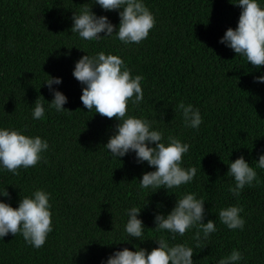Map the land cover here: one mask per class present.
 <instances>
[{
    "label": "trees",
    "instance_id": "trees-1",
    "mask_svg": "<svg viewBox=\"0 0 264 264\" xmlns=\"http://www.w3.org/2000/svg\"><path fill=\"white\" fill-rule=\"evenodd\" d=\"M144 2L155 26L141 43L124 45L114 36L85 41L70 31L74 12L90 8L91 0H0V127L27 126L26 134L49 143L36 166L20 168L18 175L0 171V191L9 192L0 200L18 207L23 196L43 188L51 193L54 225L40 249L20 234L5 236L0 264H102L125 247L150 251L158 246L153 239L166 235L155 229V214L166 215L186 192L206 201L204 222L214 220L217 231L199 247L196 228L170 244L193 247L195 264H217L234 248L243 254L240 264H264V170L257 169L260 182L246 186L238 200L229 191L234 180L226 176L230 160L243 155L255 167L264 151V84L254 82L264 66L258 70L220 43L228 28L237 27L242 9L236 0ZM92 11L119 25L118 11L99 5ZM100 51L119 55L133 75L143 76L144 100L139 108L129 103L128 114L151 121L164 132L165 142L173 136L190 145L182 166L197 167L191 183L169 192L141 190L139 179L155 169L136 163L134 153L110 157L103 145L118 121L88 111L80 99L83 85L72 74L77 60ZM48 75L62 78L53 87L68 97L64 107L70 111L48 108L53 99L43 84ZM41 95L46 112L33 121L32 105ZM181 101L199 108L198 130L184 126L176 107ZM237 203L245 227L230 230L218 212ZM132 205L144 207L145 241L128 242L124 231L125 209Z\"/></svg>",
    "mask_w": 264,
    "mask_h": 264
},
{
    "label": "clouds",
    "instance_id": "clouds-1",
    "mask_svg": "<svg viewBox=\"0 0 264 264\" xmlns=\"http://www.w3.org/2000/svg\"><path fill=\"white\" fill-rule=\"evenodd\" d=\"M235 4L242 9L237 27L228 28L220 43L259 70L264 66V6L260 0H236ZM91 5H99L105 11H118L120 19L117 26L108 16L97 15L92 11V6L82 8L79 13L74 12L70 31L85 41L114 36L124 45L139 44L149 36L156 23L154 14L144 0H91ZM72 74L83 85L80 99L88 111L94 109L96 114L118 121L113 134L103 145L110 157L120 160L134 153L136 163L147 162L149 167L155 169L143 173L142 179H139L141 190L154 189L156 191L153 193H156L163 188L169 192L193 181L197 176V167L182 166L183 157L189 152L190 145L173 136H169L165 142L164 132L153 128L151 121L128 114L129 103L139 108L144 100L142 75H133L119 55L106 54L104 51L82 56L75 62ZM48 76L50 78L43 83L53 95V99L48 101V108L63 113L68 110L64 107L68 97L53 87L61 84L62 78ZM254 82L264 84V73L255 76ZM41 97L32 105L33 121L45 115L46 108ZM176 107L180 110L185 127L200 128L203 117L199 108L183 101ZM26 128L0 127V171L6 170L18 175L20 168L28 169L44 160V154L49 150L48 140L39 135L26 134ZM253 162L255 167L241 155L227 163L226 176L234 180L229 191L237 200L246 186L260 182L257 169L264 170V151ZM0 196H9L7 188L0 191ZM50 198L51 193L37 188L31 195L23 196L18 207L0 200V240H4L10 233L15 236L20 234L31 247H43L48 235L54 230ZM205 202L192 192L177 197L170 212L165 215L157 211L154 216L155 229L166 234L153 239L157 247L150 251L137 246L136 250L127 247L118 249L102 264H195L193 247L186 243L170 244L169 240H175L177 236H184L188 230L196 228V247H199L202 239L207 240L210 234L217 231L214 220L204 222ZM143 208L132 205L125 209L127 221L124 231L129 238L128 242L133 238L145 241L146 227L140 218ZM242 212L243 207L238 203L228 205L219 210L218 219L230 230H243L246 221ZM243 259L242 252L234 248L228 255L221 257L217 264H240Z\"/></svg>",
    "mask_w": 264,
    "mask_h": 264
}]
</instances>
